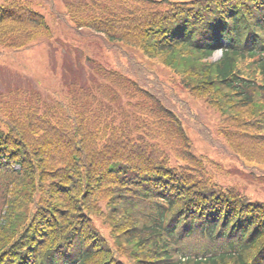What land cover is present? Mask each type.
<instances>
[{
  "label": "trees",
  "instance_id": "trees-1",
  "mask_svg": "<svg viewBox=\"0 0 264 264\" xmlns=\"http://www.w3.org/2000/svg\"><path fill=\"white\" fill-rule=\"evenodd\" d=\"M65 7L126 62L63 101L0 98V264H264V202L224 184L188 134L223 137L246 175L264 166V0ZM52 36L29 0H0L1 46ZM193 101L216 114L213 129Z\"/></svg>",
  "mask_w": 264,
  "mask_h": 264
},
{
  "label": "rangeland",
  "instance_id": "rangeland-1",
  "mask_svg": "<svg viewBox=\"0 0 264 264\" xmlns=\"http://www.w3.org/2000/svg\"><path fill=\"white\" fill-rule=\"evenodd\" d=\"M29 1L35 10L46 17L53 36L23 51H14L0 45V98L17 90H30L41 92L47 101H63L67 97L69 85H90L97 76L95 71L100 67H115L117 59L111 55L115 51L108 50L110 45L104 38L88 30H83L80 35L74 29L66 14V0ZM219 57L220 54L215 56L217 59ZM119 59L123 64L126 62V58ZM191 106L197 112L202 127H213L216 114L212 109L201 101H193ZM188 126L195 151L209 153L222 162V175L226 183H236L257 199L264 200V168H257L258 177L241 173L233 167L238 160L234 155H217L220 149H224L221 137L213 133V140L220 144L216 147L204 141L198 124ZM229 167H232L229 172L232 177H225Z\"/></svg>",
  "mask_w": 264,
  "mask_h": 264
}]
</instances>
